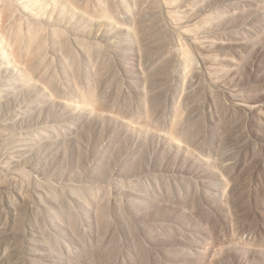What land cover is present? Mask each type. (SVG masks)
I'll list each match as a JSON object with an SVG mask.
<instances>
[{"label": "rangeland", "instance_id": "obj_1", "mask_svg": "<svg viewBox=\"0 0 264 264\" xmlns=\"http://www.w3.org/2000/svg\"><path fill=\"white\" fill-rule=\"evenodd\" d=\"M0 264H264V0H0Z\"/></svg>", "mask_w": 264, "mask_h": 264}, {"label": "bare ground", "instance_id": "obj_2", "mask_svg": "<svg viewBox=\"0 0 264 264\" xmlns=\"http://www.w3.org/2000/svg\"><path fill=\"white\" fill-rule=\"evenodd\" d=\"M4 17H5V19H4L5 21L4 22L5 23L8 22L10 17H9V14L6 11H5V16Z\"/></svg>", "mask_w": 264, "mask_h": 264}]
</instances>
